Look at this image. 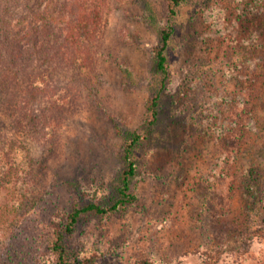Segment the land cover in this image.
Here are the masks:
<instances>
[{"label": "rangeland", "instance_id": "obj_1", "mask_svg": "<svg viewBox=\"0 0 264 264\" xmlns=\"http://www.w3.org/2000/svg\"><path fill=\"white\" fill-rule=\"evenodd\" d=\"M243 4L238 14V0L183 2L172 20L171 78L153 125L147 102L160 87L153 49L168 22L167 0H106L97 64L83 67L88 81L74 83L76 97L67 96L73 106L52 141L20 138L0 113L9 138L0 176L11 173L0 193V264H54L52 223L70 211V192L76 187L84 202L108 201L123 169L121 132L134 129L147 134L134 155L137 201L125 212L82 217L68 246L80 256L96 254L99 264L144 257L153 264H204L208 257L217 264H264V215L242 234L243 189L232 177L221 180L216 168L233 135L213 131L221 124L227 132L236 123L244 127L251 114L264 126V0ZM252 69L261 74L251 79ZM201 116L210 127L200 125ZM245 141L242 172L253 163L262 171L264 137ZM34 195L41 202L19 217L26 196Z\"/></svg>", "mask_w": 264, "mask_h": 264}, {"label": "trees", "instance_id": "obj_2", "mask_svg": "<svg viewBox=\"0 0 264 264\" xmlns=\"http://www.w3.org/2000/svg\"><path fill=\"white\" fill-rule=\"evenodd\" d=\"M184 1L167 0L168 22L158 29V43L153 53L160 87L156 95L147 102L151 125L159 118L160 93L171 78L167 51L175 32L172 20ZM243 3L245 0H238V14L243 12ZM105 5L106 0H0V113L11 132L20 134V138L40 143L47 138L52 141V132L62 124L63 116L73 106V101L67 100V96L73 93L76 97L74 83L88 81L83 77V67H94L97 64V48ZM249 10L251 11L250 6ZM257 12V7L251 11L253 14ZM236 15L237 12L234 17ZM253 22L257 23L255 17ZM258 59L260 58L253 61L260 62ZM256 63L253 65L256 66ZM261 71L252 69L251 79L258 73L261 74ZM93 98L100 104L95 95ZM256 117L251 114L248 119L252 122H247L244 127L236 123L234 130L228 132L227 127L222 124L212 125L213 131L218 135L225 132V138L233 135L232 147L225 148L216 168H219L221 180L232 177L231 181L235 187L243 189L241 197L247 207L246 211L241 213L245 214L243 220L245 218L244 223L247 224L242 232L244 235L251 231L255 222L253 219L264 215V168L261 171L255 168L253 163L242 172L239 165L245 140L254 138V142H257L264 137V126L259 125ZM201 119L203 120L200 125L210 127V124L205 123L206 116H201ZM121 136L123 144L119 158L123 162V169L109 200L104 203L84 202L74 187L70 192V211L58 216L59 219L52 223L49 248L55 257L54 264H99L96 254L80 256L68 246L66 238L75 231L82 217L89 214L106 216L125 212L130 204L137 201L138 197L131 189L132 178L137 173L134 155L137 146L147 138V134L134 129L122 131ZM8 140V134L0 130V152L5 149ZM32 164H35V161ZM32 168L34 173V166ZM9 179L11 173L8 174V171L0 176V193L7 187ZM239 180L240 184H236ZM40 200L42 199L35 195L26 196V201L18 210L19 217L28 215ZM226 201L230 206V200ZM136 264L153 262L144 257ZM204 264H217V261L208 257Z\"/></svg>", "mask_w": 264, "mask_h": 264}]
</instances>
